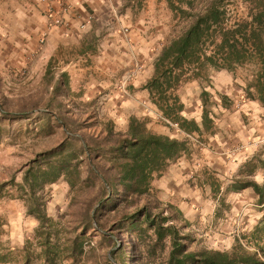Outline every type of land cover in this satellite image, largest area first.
<instances>
[{
  "label": "trees",
  "instance_id": "trees-1",
  "mask_svg": "<svg viewBox=\"0 0 264 264\" xmlns=\"http://www.w3.org/2000/svg\"><path fill=\"white\" fill-rule=\"evenodd\" d=\"M167 1L180 18L190 22L163 45L154 59L155 75L146 84L151 101L163 116L177 122L186 132H200L195 120L180 115L184 105L177 89L186 82L207 78L209 69L233 73L248 62L259 66L248 87L249 95L264 107V0H244L248 7L245 18L231 16L230 0ZM51 74L50 62L45 80L48 83ZM51 87L50 109L55 104L65 105L63 97L69 93L80 95L72 90L67 71H62ZM47 115L64 127V138L39 152L23 172L27 214L38 220L37 234L44 235L43 264H57L63 246L59 230L38 192L61 178L71 192L85 195L78 224L82 239L92 231L113 242L110 262L264 264V181L260 183L254 178L264 172L263 152L246 160L229 186L235 192L251 187L258 195L256 204L262 215L242 236L250 246L236 238L229 249H191L185 242L190 220L177 204L156 199L152 194L154 178L189 152L187 139L155 132L146 119L135 115L129 118L124 130L100 114ZM212 121L205 111L203 127L208 129ZM12 183L14 178L0 184V200L8 195L6 189ZM122 235L130 239L125 240ZM5 262H9L7 254L0 252V263Z\"/></svg>",
  "mask_w": 264,
  "mask_h": 264
},
{
  "label": "rangeland",
  "instance_id": "rangeland-1",
  "mask_svg": "<svg viewBox=\"0 0 264 264\" xmlns=\"http://www.w3.org/2000/svg\"><path fill=\"white\" fill-rule=\"evenodd\" d=\"M2 1L0 0V8ZM228 6L233 18L247 17L248 7L244 0H230ZM139 12L149 21L150 26L147 31L149 36L151 37L153 34L152 37H155L162 34L164 37L161 45L153 48L147 57V65L155 68L154 59L163 45L174 36L179 35L190 20L180 18L169 7L167 0H148L142 8L136 10V13ZM136 13L133 14V17ZM89 16L91 18H88L87 22L94 18L93 14ZM110 16L109 19L115 17V15ZM2 19L0 15V184L12 178H14V183L7 186L6 190L9 193L0 200V252L7 254L11 264H43L45 255L41 242L44 241V235L37 234L38 220L27 214L28 203L23 186V172L26 164L39 152L57 145L64 138V127L58 125L54 118L47 114H100L111 118L119 129L124 130L125 128L116 122L115 115L107 112L104 97L97 96L92 100L83 99L85 75L81 74L79 70L74 72L76 67L68 64L70 59L78 53V50L70 49L65 57H57L51 61L52 74L49 75L51 81L48 83L45 80L49 63L47 64L41 57L20 53L19 46L15 44V41L6 38L5 31L2 32V27L5 25ZM48 26H51L50 23ZM96 41L99 46L104 40L98 38ZM40 42L44 41L40 40ZM147 65L145 61H141L140 66L135 68L133 77L137 76L140 67L143 71ZM258 69L259 66L256 62H248L237 67L233 73L229 72L232 78L230 85L220 91L214 78L221 70L212 68L207 71V78L198 80L197 85L190 86L191 81H189L182 84L176 92L177 94L182 92L183 96L186 95L187 100L192 104L193 111L198 110V114L202 112L204 114L206 111L209 117L214 116L215 118L222 114H232L243 108L245 102L252 100L258 102L249 95L248 91ZM62 71L70 73L71 88L76 95H80L73 96L69 93L63 97L65 105L60 107L55 104V108L50 109L48 103L52 97L51 84L56 81ZM128 75L129 73H124L123 79L128 78ZM128 86V84L125 85L127 90H129ZM203 91L207 92L206 96L202 95ZM253 92L256 95L254 89ZM258 104L261 105L259 102ZM261 108L264 110L262 105ZM148 114L155 113L149 110ZM261 114H264V111ZM144 119L149 127L152 120L149 117ZM154 119L168 132L177 134L173 137L188 140L189 148L192 147L189 149L191 151L182 155L187 158L191 152L196 151L198 148L196 146L209 142L210 135L216 131V129L213 130V127L217 120H214L211 127L206 130L205 137L197 134L190 138L184 136L179 126L171 125L172 121L163 115L155 116ZM246 124H249V121ZM246 144L251 147V150H255L251 154L252 156L257 152L264 153V126L257 134L251 136ZM244 163L245 161L242 165ZM242 165L234 171H229L222 167L215 168L202 164L198 165L197 172L190 175L189 181L197 182L203 188L211 207L208 214L205 212L196 219L190 220V226L185 229V242L191 249L203 247L229 249L235 243L236 238H241L245 246H250L248 239L242 238V236L250 231L247 225L249 222L248 209L251 206L244 203L240 209H235V206L241 205V201L236 199L233 203L229 195L235 192L231 191L229 186L239 175ZM159 177L157 175L152 182V194L156 199L159 198L156 187ZM254 178L260 183L263 182L264 172H259ZM38 194L43 199L48 215L59 230L63 251L57 264H120L113 260L110 262L112 241H108L99 234H93L92 231L87 233L85 239H82L84 235L81 234L82 229L78 224L85 195L80 192H71L69 184L62 178L57 182L45 185ZM254 209L255 212H258V207H254ZM12 213L19 216L18 228H12L7 220L8 214ZM31 217L33 219H30ZM228 219H233L231 224L233 233H227V238L222 223ZM30 220H34V224ZM121 238L127 240L130 239V236L122 235ZM130 262L134 261L130 260Z\"/></svg>",
  "mask_w": 264,
  "mask_h": 264
},
{
  "label": "crops",
  "instance_id": "crops-1",
  "mask_svg": "<svg viewBox=\"0 0 264 264\" xmlns=\"http://www.w3.org/2000/svg\"><path fill=\"white\" fill-rule=\"evenodd\" d=\"M147 1L3 0L0 15L5 25L1 27L2 32L5 31V37L13 39L19 46L20 53L41 57L47 64L57 57H65L70 49L78 50L68 64L76 67L74 72L79 70L85 75L83 99L104 97L107 112L115 115L116 122L125 129L131 116L149 117L152 120L149 127L153 131L173 137L177 134L168 132L165 127L156 123L154 117L163 114L151 101L150 92L146 88L147 82L155 75V68L147 65V57L153 48L161 45L164 38L162 34L155 37L152 34L150 37L147 33L149 21L141 12L136 13ZM90 14L94 18L87 22ZM110 15L115 17L109 19ZM98 38L104 40L99 46L96 43ZM40 40L44 42L41 43ZM141 61H145L147 68L142 71L140 67L137 76L125 82L123 74L135 72ZM214 79L220 91L232 81L229 71L224 69ZM198 80L200 79L192 80L190 86L197 85ZM125 83L129 85V90ZM178 95L184 105L180 115L185 119L195 120L201 127L200 132L189 133L182 130L184 136L192 138L198 134L205 137L207 129L203 127V112H194L187 96H183L182 92H178ZM149 110L155 114H148ZM262 111L261 105L252 100L245 102L244 107L235 113L222 114L217 118L210 116L213 121L217 120L213 127V130L216 129L215 133L210 135L209 142L196 146L198 148L188 158L181 156L176 163L162 171L156 184L159 198L177 204L189 220L196 219L205 212L208 214L211 207L205 191L197 182L189 181L190 175L198 171V165L234 171L243 161L250 159L255 150H251L246 143L264 126ZM247 121L249 124H246ZM229 195L233 203L236 199L241 201V205L235 206V209H240L244 203L251 206L248 209L247 225L251 230L262 215L261 212L254 211V207H258V195L251 187ZM4 216L6 217L5 214ZM7 220L12 228H18L17 214H8ZM232 220L222 223L225 236L233 233ZM30 221L32 224L35 222Z\"/></svg>",
  "mask_w": 264,
  "mask_h": 264
},
{
  "label": "built area",
  "instance_id": "built-area-1",
  "mask_svg": "<svg viewBox=\"0 0 264 264\" xmlns=\"http://www.w3.org/2000/svg\"><path fill=\"white\" fill-rule=\"evenodd\" d=\"M51 12H52V11H51ZM90 18H91V17L89 16V19H90ZM133 74H134V71H133V72H130L129 75H128V78H126L125 82H127L129 79H132V78H133ZM170 124L173 125V126L178 127V123L170 122Z\"/></svg>",
  "mask_w": 264,
  "mask_h": 264
}]
</instances>
